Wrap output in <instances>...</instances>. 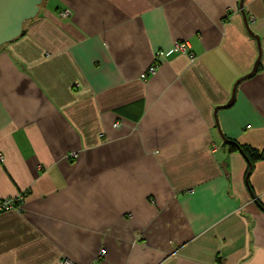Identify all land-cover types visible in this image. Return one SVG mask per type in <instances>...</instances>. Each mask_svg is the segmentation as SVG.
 <instances>
[{
    "label": "crops",
    "instance_id": "crops-1",
    "mask_svg": "<svg viewBox=\"0 0 264 264\" xmlns=\"http://www.w3.org/2000/svg\"><path fill=\"white\" fill-rule=\"evenodd\" d=\"M240 2L44 0L0 49V196L24 193L0 264H264V159L247 178L216 120L264 149V0L261 54Z\"/></svg>",
    "mask_w": 264,
    "mask_h": 264
},
{
    "label": "water",
    "instance_id": "water-1",
    "mask_svg": "<svg viewBox=\"0 0 264 264\" xmlns=\"http://www.w3.org/2000/svg\"><path fill=\"white\" fill-rule=\"evenodd\" d=\"M43 2L44 0H0V49L6 44L11 43L14 40L18 39L24 33L26 24L38 16ZM243 3H244V0H241L240 8L244 16L246 28L248 32L250 33V35L256 38L259 49H260V54H261V39L250 28L248 18L243 9ZM260 58H261V55H259L253 70L250 73L244 75L241 79H239L236 82L234 89H233L231 99L225 105L221 107H217L216 112L218 111L219 108H227V107H230L234 103L238 84L242 80L250 77L256 71ZM216 120H217V127L219 129L220 135L222 139L224 140V142H226L227 144H235L239 152L247 160L249 166H251L249 158L244 154L240 145L236 141L224 135V133L222 132L220 128L217 117H216ZM251 172H252V166L248 170L247 178H249Z\"/></svg>",
    "mask_w": 264,
    "mask_h": 264
},
{
    "label": "built area",
    "instance_id": "built-area-1",
    "mask_svg": "<svg viewBox=\"0 0 264 264\" xmlns=\"http://www.w3.org/2000/svg\"><path fill=\"white\" fill-rule=\"evenodd\" d=\"M62 17H69L71 15L70 9H63L60 12ZM190 47L189 44L185 41L183 42H176L175 46L171 51L164 52V51H158L155 55V61L152 65L148 67V69L142 73L141 77L142 79H147L150 75H153L158 70V60L160 57H167L173 53H189ZM191 60L194 59L193 55L190 54ZM116 126H119L118 123L115 124ZM77 157L76 152H72L68 154L69 159H74ZM3 159L2 154L0 153V160ZM24 199V193L19 194L15 197H1L0 196V213L3 211H8L12 209H19L21 206V203ZM105 254V250H102L101 255L103 256ZM60 264H73V262L70 259H62L60 261Z\"/></svg>",
    "mask_w": 264,
    "mask_h": 264
},
{
    "label": "trees",
    "instance_id": "trees-1",
    "mask_svg": "<svg viewBox=\"0 0 264 264\" xmlns=\"http://www.w3.org/2000/svg\"><path fill=\"white\" fill-rule=\"evenodd\" d=\"M259 70H260V62L258 63L257 69H256V71L254 73L258 72ZM239 145L242 148L244 154L249 158L251 166H252V169L254 168V165H255V163L257 161H259L261 159H264V149L263 150H258V149H255V148L251 147V146H248V145H243V144H239ZM224 146H228L229 150L231 152H239V150H238V148L236 147L235 144H227L226 142H224ZM251 166H249V168H251Z\"/></svg>",
    "mask_w": 264,
    "mask_h": 264
}]
</instances>
